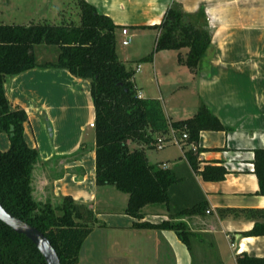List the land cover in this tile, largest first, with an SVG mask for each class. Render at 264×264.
<instances>
[{
	"label": "crops",
	"instance_id": "1",
	"mask_svg": "<svg viewBox=\"0 0 264 264\" xmlns=\"http://www.w3.org/2000/svg\"><path fill=\"white\" fill-rule=\"evenodd\" d=\"M84 1L119 26L117 40L124 39L123 29H128L132 39L145 37V45L141 43L134 53L119 60L135 73L127 62L130 56L139 59L136 72L145 76L148 98L161 101L170 121L191 119L205 104L225 130L200 133L202 151L196 167L186 156V151L196 146L185 144L181 153L156 164L166 165L164 169L175 177L169 189L170 202L145 207L143 218L137 219L126 212L128 194L108 198V192L102 191L100 199L99 190L104 189L100 187L110 186L96 184L95 152L93 176L75 172L87 160L76 155L81 153L88 132L95 131L91 81L53 68L9 77L4 85L6 96L12 109L26 111L25 139L48 168L35 185L46 192L54 182L50 190L56 196H70L97 212L99 224L82 246L80 264H237L242 253L264 258V236L244 235L253 230L256 221L220 214L224 209L264 210V196L254 173V151L264 149V0ZM174 4L188 14L204 10L208 19L212 43L195 72L179 63L178 51H158L143 61L155 50L160 31L154 26L163 22ZM137 93L146 98L144 91ZM0 140V150L7 151L10 137L0 133ZM208 167L224 168L225 178L205 180L202 172ZM56 169L62 171V177L51 178L50 172ZM195 207L204 211L179 216ZM144 222L154 226L183 222L189 228L188 243L170 228L137 227Z\"/></svg>",
	"mask_w": 264,
	"mask_h": 264
},
{
	"label": "trees",
	"instance_id": "2",
	"mask_svg": "<svg viewBox=\"0 0 264 264\" xmlns=\"http://www.w3.org/2000/svg\"><path fill=\"white\" fill-rule=\"evenodd\" d=\"M80 24L30 26L0 25V133L10 137L11 146L0 150V203L13 216L42 231L58 253L61 264H80V252L89 235L99 224L97 212L90 205L72 197L38 198L34 172L41 163L37 149L31 148L24 136L28 115L23 109H12L4 85L9 77L29 70L65 69L73 76L91 81L95 107L96 184L112 186L129 195L127 214L142 219V210L149 205H168L169 189L175 183L172 172L149 162L145 148H155L156 135L171 130L183 138L186 156L196 167L202 131H223L224 126L205 104L188 120L172 122L159 99L139 98L134 84V71L122 63L116 52L119 29L109 17L84 0L78 2ZM160 33L155 50L178 51V61L196 71L212 43L209 23L204 10L195 14L183 12L178 4L168 9L161 24L154 26ZM55 47L56 60L38 62L35 48ZM182 50H187L182 54ZM14 136L11 137V127ZM130 143L139 148L130 149ZM82 151V150H81ZM254 173L260 195L264 196V149L254 151ZM205 180L222 181L224 168L208 167L202 172ZM55 200L57 202H55ZM195 207L179 214L202 213ZM222 217L243 215L255 220L246 236H264V210H220ZM263 220V222H260ZM139 228H170L188 243L189 228L183 222H167L154 226L148 222ZM237 264H264V258L242 253ZM0 264H47L36 245L0 221Z\"/></svg>",
	"mask_w": 264,
	"mask_h": 264
},
{
	"label": "rangeland",
	"instance_id": "3",
	"mask_svg": "<svg viewBox=\"0 0 264 264\" xmlns=\"http://www.w3.org/2000/svg\"><path fill=\"white\" fill-rule=\"evenodd\" d=\"M38 23H48L51 25H63L74 23L75 25L80 24V10L78 8V0H0V25H18V26H30L31 24ZM148 36V35H145ZM123 39L120 38L117 40L116 44V52L117 56L120 60L125 59L126 55L134 53L137 49L140 48L141 43L145 45V37L141 39L133 38L130 45L124 46L122 44ZM149 42V38L146 39ZM150 43V42H149ZM150 44H148L149 47ZM154 43L152 44V46ZM44 47V48H43ZM37 48V49H36ZM36 55L38 62L44 63L47 61H55L58 56V51L55 47H49L46 45L37 46ZM139 51H143L139 50ZM136 55V54H135ZM129 57V56H128ZM134 56H130L129 62H127V67L129 69L135 70V88L137 92L144 91L146 98H148V90L144 89V74L137 73L136 70L138 68L139 59L133 58ZM143 60V59H141ZM145 63V62H143ZM148 74V73H147ZM95 131L90 130L88 132V136L86 138L85 145L81 151L78 153L76 157H86V162L82 165V169H75V172L79 174H87L90 178L93 176L94 171V163L92 160V154L95 152ZM0 140V144H1ZM139 148V145L136 143H130V149L134 150ZM146 155L149 158L150 163L156 165L161 164L167 161L168 158L172 157L175 153H181V146L170 143L167 144L163 150H159L157 148H149L146 146L145 148ZM42 164L38 166L36 171L34 172V181H37L39 176L43 173V171H47V167H43ZM72 171V170H71ZM53 175H49L51 178L62 177V171L60 169H56L52 171ZM51 181V180H50ZM52 182V181H51ZM37 183V182H36ZM54 183V182H53ZM49 184L48 189L45 191H40L38 189V185L36 184V191L38 193V198H42L45 200V196H50L53 199H60L59 196H56L53 191L50 190V187H53L52 184ZM41 186V185H39ZM104 189L99 190L100 199L104 197V193L102 191H107L108 198H117L126 196L123 193H120L114 187H100ZM47 194V195H46ZM55 202H57L55 200Z\"/></svg>",
	"mask_w": 264,
	"mask_h": 264
},
{
	"label": "water",
	"instance_id": "4",
	"mask_svg": "<svg viewBox=\"0 0 264 264\" xmlns=\"http://www.w3.org/2000/svg\"><path fill=\"white\" fill-rule=\"evenodd\" d=\"M11 137L14 136V127H11ZM0 221L20 235L31 240L45 258L47 264H61L58 253L51 244V241L36 227L10 214L0 203Z\"/></svg>",
	"mask_w": 264,
	"mask_h": 264
},
{
	"label": "built area",
	"instance_id": "5",
	"mask_svg": "<svg viewBox=\"0 0 264 264\" xmlns=\"http://www.w3.org/2000/svg\"><path fill=\"white\" fill-rule=\"evenodd\" d=\"M122 34L124 36V39L122 41V44L124 46L130 45V43L132 41V36L129 34L128 29H123L122 30ZM138 97L139 98H142L141 94H138ZM170 135L171 136H167V135H156L157 142L155 143V148H157L159 150H163L164 147L167 144H170V143H174V144H177V145H179V146L182 147L183 146L182 140H185V139L188 138L187 137V134H184L182 140H179L177 138L176 132L174 130H171ZM163 167L164 168H167L166 165H164Z\"/></svg>",
	"mask_w": 264,
	"mask_h": 264
}]
</instances>
